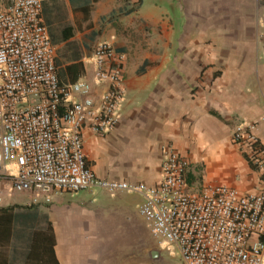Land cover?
Wrapping results in <instances>:
<instances>
[{
  "label": "crops",
  "instance_id": "1",
  "mask_svg": "<svg viewBox=\"0 0 264 264\" xmlns=\"http://www.w3.org/2000/svg\"><path fill=\"white\" fill-rule=\"evenodd\" d=\"M41 1L61 84L88 82L99 104L106 86L95 79L97 46L110 44L122 59L118 123L101 135L89 119L83 130L97 176L156 186L172 146L193 171L204 168L202 184L264 188L232 139L238 125L258 124L264 142V0L251 14L252 0ZM210 50L224 55L211 60ZM226 51L235 58L227 61ZM207 162L223 171L220 183L207 175ZM142 202L136 193L96 189L47 203L15 191L2 166L0 264H183L174 246L147 252Z\"/></svg>",
  "mask_w": 264,
  "mask_h": 264
},
{
  "label": "built area",
  "instance_id": "2",
  "mask_svg": "<svg viewBox=\"0 0 264 264\" xmlns=\"http://www.w3.org/2000/svg\"><path fill=\"white\" fill-rule=\"evenodd\" d=\"M42 11L41 0H0V167L14 190L47 203L63 192L136 193L143 198L139 216L159 247L174 246L184 264H263L264 188L242 193L193 183V164L172 146L156 186L95 174L83 130L89 119L101 135L118 123L125 96L122 59L110 44L97 46L95 79L106 86L99 104L88 82L61 84ZM232 139L264 181L258 124L238 125Z\"/></svg>",
  "mask_w": 264,
  "mask_h": 264
},
{
  "label": "rangeland",
  "instance_id": "3",
  "mask_svg": "<svg viewBox=\"0 0 264 264\" xmlns=\"http://www.w3.org/2000/svg\"><path fill=\"white\" fill-rule=\"evenodd\" d=\"M261 4V0H252L250 2V7H249V10H250V14L253 13L255 11V9L257 8V6L259 7V5ZM184 9V7H183ZM228 13V12H227ZM197 15V13H196ZM194 20H197L195 17H194ZM199 23H200V20H199ZM197 24L195 23V26ZM213 28H211L212 30ZM232 37L228 36V39H230ZM251 53H255V51H250ZM210 59L212 60V58L214 56H218V54H220V57H222L224 54L223 52L221 51H218V50H210ZM235 53V51H226L225 52V55H226V60L229 61L235 57H233V54ZM203 167L202 166H198V170L196 172V179L198 182L202 183L203 182ZM206 173L207 175L210 177V176H213L212 180L217 182V183H220L224 177V173L223 171L220 169V168H217V166H214V164H211L210 162H207L206 163ZM217 172V173H216ZM145 244H146V249H147V252L151 249H155V248H161V249H164V248H167L168 246H164V247H159V244L157 243L156 239L153 237V235L151 234L150 230L147 228L146 230V239H145ZM183 262V261H182ZM184 264V263H183Z\"/></svg>",
  "mask_w": 264,
  "mask_h": 264
},
{
  "label": "trees",
  "instance_id": "4",
  "mask_svg": "<svg viewBox=\"0 0 264 264\" xmlns=\"http://www.w3.org/2000/svg\"><path fill=\"white\" fill-rule=\"evenodd\" d=\"M47 231H48L49 243H50L51 246H54L55 245V235H54V232H53V229H52L51 225H49Z\"/></svg>",
  "mask_w": 264,
  "mask_h": 264
}]
</instances>
